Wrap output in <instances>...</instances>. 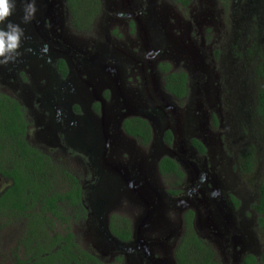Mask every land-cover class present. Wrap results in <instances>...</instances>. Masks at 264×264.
Returning a JSON list of instances; mask_svg holds the SVG:
<instances>
[{
	"label": "flooded vegetation",
	"instance_id": "af4514ba",
	"mask_svg": "<svg viewBox=\"0 0 264 264\" xmlns=\"http://www.w3.org/2000/svg\"><path fill=\"white\" fill-rule=\"evenodd\" d=\"M65 1L51 0V8L65 15L61 31L70 28ZM232 10L235 18L224 26V16ZM99 16L97 33L106 42L91 51L84 44L72 50L63 33L52 38L40 30L24 46L19 44L16 54L0 56L3 61L14 55L0 64V93L20 106L24 140L55 161L63 158L78 178L85 210L79 220L97 236L89 251L103 258L115 254L121 264H179V246L190 234L185 215L191 214L192 233L201 245L186 240L183 250L189 258L198 264H264V212L258 211L264 154H257L262 145L252 133L264 139V121L256 109L264 83L251 84L253 78L264 77V62L255 68L256 57H264V44L253 42L264 38V0H188L186 5L101 0ZM109 24L117 27L112 32L117 40L124 33L127 45L110 39ZM168 28L177 35L174 42ZM29 44L34 51L28 52ZM101 75L104 80L96 84ZM139 119L150 128L147 144L124 127L126 121ZM118 136L134 144L127 157ZM252 150L256 162L249 170L241 156ZM164 157L182 173L168 175L175 177L168 190L156 185L158 174L165 177L159 166ZM126 195L131 203L120 201ZM170 198L176 199L172 208L180 210L175 227L161 233L171 218L166 211L159 234L157 228L144 230L171 204ZM141 200L148 202L147 209ZM106 213L111 233V221H129L128 240L112 235L131 243L130 251L100 244V221ZM140 225H146L141 232Z\"/></svg>",
	"mask_w": 264,
	"mask_h": 264
},
{
	"label": "trees",
	"instance_id": "16d2710c",
	"mask_svg": "<svg viewBox=\"0 0 264 264\" xmlns=\"http://www.w3.org/2000/svg\"><path fill=\"white\" fill-rule=\"evenodd\" d=\"M172 1L188 3V0ZM66 8L71 28L87 32L100 15L101 0H66ZM184 91V87L178 90L179 93ZM19 109L16 101L0 93V176L9 181L0 193V217L21 225L14 248L17 264H104L80 246L70 226L85 216L78 178L64 164L24 140ZM256 109L264 121V87L258 91ZM132 122H125L126 131L147 144L151 135L146 122L141 119ZM193 144L202 151L197 141L193 140ZM241 157L247 162V169L252 170L256 162L254 150L246 151ZM159 166L164 176L182 175L177 164L168 157H164ZM259 196L258 211L264 212V179ZM190 217L191 214L185 215L187 234L190 233L186 240L191 239V244L200 246V240L192 233ZM122 222L124 225L111 221L110 229L120 240H128L130 223L127 219ZM186 240L180 245L182 250L179 246L177 252V256H181L179 264H198V259L189 258L183 250ZM207 260L210 261L209 255ZM115 261L112 264H121V257L117 256Z\"/></svg>",
	"mask_w": 264,
	"mask_h": 264
},
{
	"label": "rangeland",
	"instance_id": "374dc122",
	"mask_svg": "<svg viewBox=\"0 0 264 264\" xmlns=\"http://www.w3.org/2000/svg\"><path fill=\"white\" fill-rule=\"evenodd\" d=\"M33 0H22V5L24 3V6L27 4V3H31ZM66 3V1H65ZM47 4H49L51 6V0H47ZM234 4V2H233ZM53 6V5H52ZM38 8V12L40 15L44 14L45 12V0H40V3L39 5L37 6ZM51 8V7H50ZM233 10L232 11H227L225 16H224V22H225V25L224 26H228L229 27V19L232 17V18H235V16L233 15ZM46 16V15H45ZM47 16L49 17L50 19V22L47 21V19L45 18V29L43 30L42 29V32L44 33H47L48 36L52 37V38H58V34L61 35V33L64 34V37H63V42L65 45L69 46L72 50H78V48L84 44V46H86L88 48L89 51H91L93 48L95 49V45L97 44H105L106 41H103L101 39H99V36L101 35H98V30L100 29L101 27V24H100V16L98 17V19H95L94 22L92 23L93 25V28L91 27V33L88 31V32H81V33H75L73 32L71 26L69 23L67 22H70L69 20V14H67V20H66V25L69 28V31H61L60 29V20L64 17L65 15H62L61 12H60V9L58 8H51V10H49L47 12ZM164 22H167V20H165ZM62 23V22H61ZM114 29V30H111V29ZM117 27H113L111 26L110 24L108 25V32L110 34V39L114 38L115 42L119 43V45L123 44V45H127L125 42H122L124 41V36L122 33H119V40H117V36L114 35L112 32L114 31H117L116 29ZM167 32L169 34L170 37H174L172 40L173 42L175 41V38H177V35L176 33H174V31L172 29H167ZM132 38L135 39L134 36H132ZM253 42L256 43V45H258V47H262L263 44H264V38L262 36V38H254L253 39ZM116 43V45H118ZM186 44H188L187 46L191 49V47L189 46L190 42H187ZM138 45V44H137ZM128 47V46H127ZM132 49H134V51L136 50L135 47H132ZM176 57V56H175ZM264 58V57H263ZM262 58V61H260V58L257 59L256 57V67L255 68H259L264 60ZM103 59V57L101 58ZM191 59V57H190ZM79 60H81L79 58ZM100 63L102 64H105V61H99ZM264 72V68L262 70ZM252 74V73H250ZM104 80V75H101V76H98L97 77V81H96V84L99 83V81H103ZM249 85L252 81L251 77L249 76ZM264 83V77H263V80L261 79H257L256 77L253 78V84L254 86H258V85H262ZM253 135H254V138H255V142L257 144H261L262 145V148H260V152H257V154H264V139L262 138V136L256 134V132H252ZM119 139L124 143L125 145V149L124 150H121L122 153H124L125 157L128 156V150L134 146L133 142L129 139H121L120 137L121 136H118ZM173 151H178V148L177 146H174L173 147ZM118 154V152H117ZM261 158H259L258 160L260 161ZM263 159V157H262ZM57 160L60 162V163H63L65 164V160L61 157H58ZM262 169H261V175L264 176V159L262 161ZM105 164H109L108 161H105ZM185 173V172H184ZM186 175V173H185ZM2 178L0 177V180ZM156 179H157V182H156V185L159 186L160 188H162V190H168V189H171L173 188L174 186V181H175V177L173 176H165V177H161L159 174H158V177L156 176ZM9 181H0V191L6 187L8 185ZM176 199H173V198H170V199H167V201L171 202V204L169 206H166L164 207L162 210H159L158 213H157V218L155 217H152V221L151 223L149 224H146V225H140V232H141V229L146 226L144 228V230H147L149 228H152V229H155L157 228L156 232H158L159 234V227L160 225L162 224V221L166 220L164 219L163 217L167 214H165L164 216L162 215L163 212H166L168 211L170 214H171V218L168 220L167 223L165 224H162V230H161V233L163 231H165L166 229H172L175 227L176 223L178 222V217H179V212L180 210H175L176 208H172L174 207L173 206V202H176L175 201ZM120 201H122L123 203H131L132 201V198H130L128 195L126 196H123ZM134 201V199H133ZM141 202L143 203V205H145L146 209L148 208V202L146 200H141ZM134 206V204H132ZM138 209L136 211H138L140 208L139 206L137 207ZM181 208V207H180ZM165 209V210H164ZM182 211H184L185 209L181 208ZM175 211L178 212L177 215H174ZM105 219L106 222H107V215L108 213L105 214ZM145 217V216H144ZM143 218V217H142ZM141 218V219H142ZM141 219H138L135 221V223L139 222ZM149 225V226H148ZM71 226V229L72 231L75 233V236L77 238V241L78 243L80 244V246L83 248V249H87V250H91L92 248V244L96 243L97 242V236H96V233L93 231L92 228H90V233L85 230V225H84V222H82L81 220H78L77 222H74ZM59 229H62V226H59ZM21 232V225L19 223H16L14 221H8L7 222V219L4 220V218L0 217V264H15V262L13 261V250L15 248V241L17 239V237L19 236ZM165 246V245H164ZM174 247V244H171V247ZM151 247V246H150ZM93 254H95L104 264H112L115 262V259H113V255L115 254H111L110 257H101L97 252H95L93 250Z\"/></svg>",
	"mask_w": 264,
	"mask_h": 264
},
{
	"label": "water",
	"instance_id": "95a60500",
	"mask_svg": "<svg viewBox=\"0 0 264 264\" xmlns=\"http://www.w3.org/2000/svg\"><path fill=\"white\" fill-rule=\"evenodd\" d=\"M12 2V0H10ZM33 2V1H32ZM15 8L12 12V14L6 18V20L2 23H0V29L8 30L7 25L9 22H11L13 25H18L20 29H22V35L20 39V45L24 46L25 39H31L34 34L42 31V28H44L45 25V18L42 17V15L47 14V12L50 9V5L47 4V0H45V12L44 14L40 15L38 12L37 6L40 3V0H34L35 3V13L33 18L30 19L29 22H24L23 17L25 15V6L24 3L22 5V0H14ZM25 24V26H24ZM26 49L28 52L34 51L35 47L32 44H29L26 46ZM9 53V52H7ZM32 55V54H31ZM150 217L146 218L148 221ZM100 229H101V235L99 236V242L101 245L110 244L113 245L115 248L119 249L120 251H130L132 249V245L129 242H122L119 239H117L107 228V222L106 220L100 221ZM148 259L151 261V257Z\"/></svg>",
	"mask_w": 264,
	"mask_h": 264
},
{
	"label": "clouds",
	"instance_id": "9594fccd",
	"mask_svg": "<svg viewBox=\"0 0 264 264\" xmlns=\"http://www.w3.org/2000/svg\"><path fill=\"white\" fill-rule=\"evenodd\" d=\"M15 8L14 0H0V23L4 22L9 17ZM25 15L23 17L24 22H29L33 18L35 9L34 0L31 3L25 5ZM8 30L0 29V56H3L5 52H12L16 54V50L19 48L20 37L22 35V29L18 25H13L11 22L7 25ZM6 58L0 61V64H6L9 60L13 59Z\"/></svg>",
	"mask_w": 264,
	"mask_h": 264
}]
</instances>
